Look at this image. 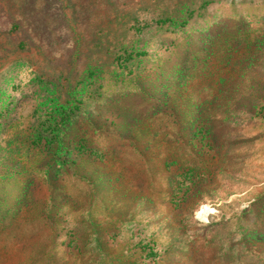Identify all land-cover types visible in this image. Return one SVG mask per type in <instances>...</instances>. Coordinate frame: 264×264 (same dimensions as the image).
<instances>
[{"label":"rangeland","instance_id":"rangeland-1","mask_svg":"<svg viewBox=\"0 0 264 264\" xmlns=\"http://www.w3.org/2000/svg\"><path fill=\"white\" fill-rule=\"evenodd\" d=\"M73 1L1 54L0 264H264V0Z\"/></svg>","mask_w":264,"mask_h":264},{"label":"trees","instance_id":"trees-1","mask_svg":"<svg viewBox=\"0 0 264 264\" xmlns=\"http://www.w3.org/2000/svg\"><path fill=\"white\" fill-rule=\"evenodd\" d=\"M63 1L74 4L73 0H0V59L1 54L10 53L14 47L25 44L34 46L36 45L34 40L40 41L26 37L27 29L22 26V23L27 12L31 11V18L36 21L38 17L46 19L49 26L54 15L47 12L48 7L58 5ZM82 2L86 3L88 0ZM2 37L7 41H3Z\"/></svg>","mask_w":264,"mask_h":264}]
</instances>
